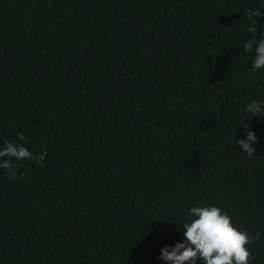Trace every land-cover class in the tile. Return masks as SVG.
<instances>
[{
    "label": "trees",
    "instance_id": "1",
    "mask_svg": "<svg viewBox=\"0 0 264 264\" xmlns=\"http://www.w3.org/2000/svg\"><path fill=\"white\" fill-rule=\"evenodd\" d=\"M262 0H0V264H166L191 207L246 229L264 264ZM247 123L249 157L235 144ZM6 159V158H5ZM22 175V178H21ZM199 264V261L197 262ZM202 264V262H201Z\"/></svg>",
    "mask_w": 264,
    "mask_h": 264
},
{
    "label": "clouds",
    "instance_id": "2",
    "mask_svg": "<svg viewBox=\"0 0 264 264\" xmlns=\"http://www.w3.org/2000/svg\"><path fill=\"white\" fill-rule=\"evenodd\" d=\"M264 6V0H262ZM245 15L249 20L253 17L264 15L258 9H247ZM247 33L251 38L244 41L245 51L254 50L252 69L255 72L264 69V38L256 39L257 28L250 24ZM243 113L264 118V101L252 100L247 103ZM245 130L244 139L235 140L242 152L249 157L255 155L257 149L252 147L257 142L256 135L248 130L245 122L242 126ZM16 143L9 140L3 141L0 149V169H4L9 179L16 178L17 164L24 160H33L42 164L47 151L33 154L24 144L27 139L18 134ZM6 158V159H5ZM22 178V175H21ZM183 229V242H176L174 246L161 249L158 259L166 264H249L252 254L247 245L250 237L246 229H238L234 226L231 217L214 205L191 207L186 213V219L180 227Z\"/></svg>",
    "mask_w": 264,
    "mask_h": 264
}]
</instances>
